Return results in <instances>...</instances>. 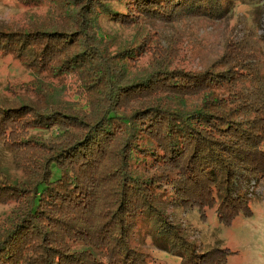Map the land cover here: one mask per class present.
<instances>
[{"label":"trees","instance_id":"1","mask_svg":"<svg viewBox=\"0 0 264 264\" xmlns=\"http://www.w3.org/2000/svg\"><path fill=\"white\" fill-rule=\"evenodd\" d=\"M22 1L58 3L68 18L0 28V56L47 78L33 100L18 83L0 90V146L11 151L0 148V203H10L0 264H153L137 243L142 224L181 264L225 259L226 244L198 251L207 242L192 237L184 215L196 209L206 220L209 210L229 225L251 214L246 184L264 183L258 41L246 57L233 55L240 41L205 67L159 55L135 62L150 24L218 19L243 0ZM101 21L131 25L137 43L114 45ZM66 78L83 104L52 93Z\"/></svg>","mask_w":264,"mask_h":264},{"label":"rangeland","instance_id":"2","mask_svg":"<svg viewBox=\"0 0 264 264\" xmlns=\"http://www.w3.org/2000/svg\"><path fill=\"white\" fill-rule=\"evenodd\" d=\"M59 11L58 3L44 2L35 8L22 0H0V28L9 24L17 26L25 21L26 23L31 21L33 24L48 21L51 22L50 25L56 27L67 21L64 18H68L65 10ZM100 25L104 34L114 39V45L125 41L137 43L133 34L136 29L131 25L119 27L104 21H101ZM150 26L149 30L143 29L141 32L146 53L139 55L140 58L135 62L138 65L146 63L149 56L159 55L165 60L205 67L222 55L226 48L232 53V49H235L240 41H243V46L239 50H233V55L246 57L247 51L251 52L258 41L264 64V0L229 2L225 6V13L218 19H184L168 24L154 22ZM169 40H175L179 44ZM160 44L162 49L159 48ZM168 45L175 48V51L168 53ZM39 76L40 74L36 75L34 71L28 70L9 55L0 56V90L13 86L12 83H18L24 88L20 92L27 95L30 93L34 96L29 95L31 100L36 99L38 80H47L39 79ZM76 89L73 81L66 78L65 83L52 86V93L57 95V98L66 100L68 104L73 102L83 104V97ZM10 90L7 89L6 94ZM0 148L4 150L3 146ZM4 153L11 154V151L4 150ZM8 159H11V155ZM2 161L10 164V161L4 158ZM245 191L249 198L251 214L239 215L229 225L218 223L209 210H206V220L199 216L196 209H189L184 215L190 222L188 230L192 237L207 242L203 245L204 248L199 246L198 251L208 250L209 253L213 247L225 244L230 246L226 248L225 259L215 255L216 259L210 264H264V183L260 179L251 178L246 184ZM9 207L10 203L3 205L0 203V218ZM136 237L137 243L155 257L153 264H181L179 258L170 252L165 240L154 236L146 224L139 226ZM202 255L205 257L206 254Z\"/></svg>","mask_w":264,"mask_h":264}]
</instances>
